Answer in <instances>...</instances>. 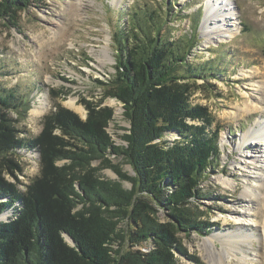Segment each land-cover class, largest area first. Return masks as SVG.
Returning a JSON list of instances; mask_svg holds the SVG:
<instances>
[{
	"label": "trees",
	"instance_id": "trees-1",
	"mask_svg": "<svg viewBox=\"0 0 264 264\" xmlns=\"http://www.w3.org/2000/svg\"><path fill=\"white\" fill-rule=\"evenodd\" d=\"M36 2L0 0V22L17 27L20 12ZM118 13L127 25L112 32L115 71L97 80L101 97L80 99L85 118L55 102L28 135L31 91L0 83V216L9 213L0 219V264H179L175 255L186 256L179 234L208 231L193 206L218 166L220 126L191 96L215 66L188 61L196 41L168 36L155 7ZM107 97L122 103L129 124L122 144L108 132ZM21 150L37 155L38 172L27 183L19 178ZM105 168L117 179L103 178Z\"/></svg>",
	"mask_w": 264,
	"mask_h": 264
},
{
	"label": "rangeland",
	"instance_id": "rangeland-1",
	"mask_svg": "<svg viewBox=\"0 0 264 264\" xmlns=\"http://www.w3.org/2000/svg\"><path fill=\"white\" fill-rule=\"evenodd\" d=\"M207 1L38 0L20 12L17 27L0 22V83L6 87L21 84L31 91L25 118L28 135L39 132L41 116L55 102L70 108L65 102L72 98L83 108L74 110L82 117L85 109L80 99L101 97L97 80L106 81L115 71L112 32L117 24L127 25V16L119 20L118 12H133L145 4L155 7L168 21V36L196 41L188 61L215 66L206 70L205 79L196 80L191 96L193 104L208 108L214 126H220L218 166L200 185L204 198L193 206L210 226L205 233L179 234L186 256L176 254V259L179 264H264V162L256 158L264 155L259 152L264 145L241 143L251 129L264 130V0H232L238 30H232L227 41L218 32L209 42L201 27ZM245 104L251 110L243 111ZM103 105L114 110L108 132L116 144H122L121 135L129 126L122 103L107 97ZM166 137L171 140L176 135ZM20 154L24 171L19 178L27 183L38 172L37 155L25 150ZM110 158L132 174L121 157ZM99 173L117 179L110 168ZM246 185L258 187L252 202L242 195ZM243 212L256 224H242L246 221ZM159 217L164 220L161 212Z\"/></svg>",
	"mask_w": 264,
	"mask_h": 264
},
{
	"label": "bare ground",
	"instance_id": "bare-ground-1",
	"mask_svg": "<svg viewBox=\"0 0 264 264\" xmlns=\"http://www.w3.org/2000/svg\"><path fill=\"white\" fill-rule=\"evenodd\" d=\"M234 13H233V4L232 0H208L206 3L205 13L202 18V31L204 35H206V41H212V39L216 36L218 32L222 33L224 36V41H227V38L230 37L232 30L237 31L238 28L234 24ZM231 21L228 25L224 24V21ZM233 21V22H232ZM229 26V27H228ZM232 27V29L230 28ZM234 27V28H233ZM107 55V53H105ZM110 59V58H109ZM65 104L72 108L75 111H82L83 108L79 105H76V102L71 98L65 102ZM251 110V106L249 104H245L243 111ZM255 110V109H254ZM256 124H260L256 122ZM252 132H248L247 135H243L241 139V143L243 144H262L264 145V130L259 129H251ZM259 152H264L260 150ZM258 155L256 158H259L258 162H264V155ZM263 158V159H262ZM251 161L255 160V158L250 159ZM251 161L249 163H251ZM225 183V182H224ZM229 185V183H226ZM256 185V184H255ZM255 185H246L242 195L247 198L248 202H252V199L256 198V187ZM258 185V184H257ZM230 186V185H229ZM243 218H245V222H241L242 224L245 223L247 225L256 224L255 220L248 217L246 212H243ZM5 216V215H4ZM242 216V215H241ZM232 219H236L235 217H231ZM234 222H236L234 220ZM240 222V221H239ZM238 223V222H237ZM264 230V229H263ZM222 264V263H221Z\"/></svg>",
	"mask_w": 264,
	"mask_h": 264
},
{
	"label": "water",
	"instance_id": "water-1",
	"mask_svg": "<svg viewBox=\"0 0 264 264\" xmlns=\"http://www.w3.org/2000/svg\"><path fill=\"white\" fill-rule=\"evenodd\" d=\"M85 113H86V111H85ZM82 118H85V115L84 116H82ZM132 170V169H131ZM132 174H133V170H132ZM4 214H2L1 216H0V219H5V217L6 216H3ZM66 240L68 241V242H70L71 244H73V241L66 235Z\"/></svg>",
	"mask_w": 264,
	"mask_h": 264
}]
</instances>
